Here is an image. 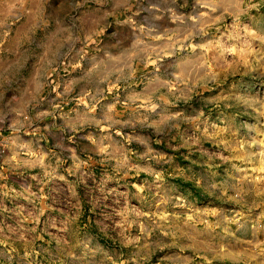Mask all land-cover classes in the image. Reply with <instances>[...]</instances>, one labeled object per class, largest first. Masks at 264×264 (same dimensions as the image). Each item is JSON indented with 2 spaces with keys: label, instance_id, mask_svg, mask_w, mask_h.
Instances as JSON below:
<instances>
[{
  "label": "rangeland",
  "instance_id": "1",
  "mask_svg": "<svg viewBox=\"0 0 264 264\" xmlns=\"http://www.w3.org/2000/svg\"><path fill=\"white\" fill-rule=\"evenodd\" d=\"M71 1L0 0V264H264V0H121L93 40L55 31L100 0ZM103 48L123 129L42 135L43 85ZM45 160L94 164L62 185Z\"/></svg>",
  "mask_w": 264,
  "mask_h": 264
},
{
  "label": "crops",
  "instance_id": "2",
  "mask_svg": "<svg viewBox=\"0 0 264 264\" xmlns=\"http://www.w3.org/2000/svg\"><path fill=\"white\" fill-rule=\"evenodd\" d=\"M75 3V0L71 1L72 6ZM123 6L121 0H100L99 5L91 6L78 20H75L74 17L69 20L70 17L65 18L58 14L57 21H55L57 24L55 31L59 34L60 31L66 29L69 34H73L78 28L87 34L89 39H96L97 34H104L107 31V24L112 18L117 23L120 9ZM116 28L118 35L121 30ZM96 50L98 49L88 48L83 52L84 54H93L92 52H96ZM63 52L59 49L57 56H61ZM107 55L117 56L118 52L112 51L111 48H103V67H72L73 73L71 71L66 79L58 77L47 82L45 86L43 85V88L46 87L47 89L44 91L45 94L43 92L42 106L39 111L42 113V120L47 117L49 119L50 116L49 126L52 128L44 129L41 127L39 132L42 135L45 133L74 135L77 130L84 129L96 119L103 120V136L108 129H111L114 134H118L123 129V114L127 112L131 116L132 111L130 109L135 106L137 93L131 85L125 86L123 79H110L113 73L122 75L124 67H106L105 57ZM124 87H126L125 91L122 90ZM121 98L127 101L126 110L121 108ZM130 116L127 118L130 119ZM59 117H62L61 121ZM105 162H103V166ZM112 162L115 166L119 164L116 160L111 161V164ZM93 164L91 160H80L78 163L76 160L70 163H61L59 160L56 162L52 160L37 161V167L40 169L38 175L42 178L51 179L52 182L65 185L72 180L71 174H74L76 166L85 169L91 168ZM0 167L4 171L7 169L5 164H0ZM3 170L0 176L2 182L7 177ZM63 179H67V182Z\"/></svg>",
  "mask_w": 264,
  "mask_h": 264
}]
</instances>
